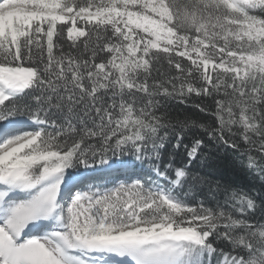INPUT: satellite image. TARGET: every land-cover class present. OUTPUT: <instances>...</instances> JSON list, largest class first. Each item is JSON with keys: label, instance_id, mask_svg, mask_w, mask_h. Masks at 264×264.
<instances>
[{"label": "snow or ice", "instance_id": "obj_1", "mask_svg": "<svg viewBox=\"0 0 264 264\" xmlns=\"http://www.w3.org/2000/svg\"><path fill=\"white\" fill-rule=\"evenodd\" d=\"M0 264H264V0H0Z\"/></svg>", "mask_w": 264, "mask_h": 264}, {"label": "trees", "instance_id": "obj_2", "mask_svg": "<svg viewBox=\"0 0 264 264\" xmlns=\"http://www.w3.org/2000/svg\"><path fill=\"white\" fill-rule=\"evenodd\" d=\"M173 108L175 113H179L181 115V118L187 115L195 119H202L204 116L203 113H199L198 110L192 107L185 108L183 105L173 103ZM209 150L213 154L217 155L221 162V166L213 173V175L218 177L222 183H230L235 186H239L242 189H247L253 184H255L257 188L260 187L259 176L254 177L248 173L246 168V156H242L239 151H234L225 145H212L210 149H206V151ZM177 159L179 160V157ZM208 171L209 170L206 168H201L199 162L192 166L193 174H203L207 173ZM186 188L191 189V191L188 192L190 199L193 191L197 193V199L201 197H208L207 186L196 184L193 187V184L189 182V184L186 185Z\"/></svg>", "mask_w": 264, "mask_h": 264}]
</instances>
